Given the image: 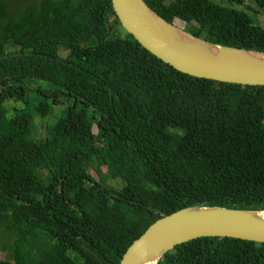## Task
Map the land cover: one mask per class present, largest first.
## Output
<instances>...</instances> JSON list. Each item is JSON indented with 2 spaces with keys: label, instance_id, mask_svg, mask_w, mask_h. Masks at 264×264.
<instances>
[{
  "label": "trees",
  "instance_id": "16d2710c",
  "mask_svg": "<svg viewBox=\"0 0 264 264\" xmlns=\"http://www.w3.org/2000/svg\"><path fill=\"white\" fill-rule=\"evenodd\" d=\"M144 1L264 51V0ZM194 205L264 209V85L176 70L111 0H0V264H119ZM157 264H264V242L198 237Z\"/></svg>",
  "mask_w": 264,
  "mask_h": 264
},
{
  "label": "water",
  "instance_id": "95a60500",
  "mask_svg": "<svg viewBox=\"0 0 264 264\" xmlns=\"http://www.w3.org/2000/svg\"><path fill=\"white\" fill-rule=\"evenodd\" d=\"M121 26L146 50L176 70L200 78L264 85V51L200 38L158 15L144 0H111ZM198 237L264 242V209L194 205L151 223L119 264H157L177 244Z\"/></svg>",
  "mask_w": 264,
  "mask_h": 264
},
{
  "label": "rangeland",
  "instance_id": "374dc122",
  "mask_svg": "<svg viewBox=\"0 0 264 264\" xmlns=\"http://www.w3.org/2000/svg\"><path fill=\"white\" fill-rule=\"evenodd\" d=\"M215 1H218V0H215ZM247 2L249 3L250 0H247ZM251 13H253V12L251 11ZM253 14H255V13H253ZM256 16L258 17V21L261 23V25L264 26V13L257 14ZM175 23H177V25L180 26V27H183L184 26V22L183 21L177 20ZM42 121L43 120L41 118H39V117L36 118V124L38 125V131H39V133H42L44 131V128L41 126V122ZM3 255L4 254H2V251H0V257L3 256Z\"/></svg>",
  "mask_w": 264,
  "mask_h": 264
}]
</instances>
